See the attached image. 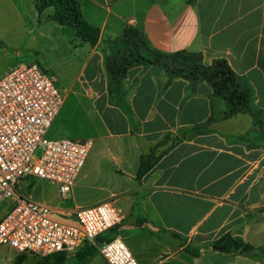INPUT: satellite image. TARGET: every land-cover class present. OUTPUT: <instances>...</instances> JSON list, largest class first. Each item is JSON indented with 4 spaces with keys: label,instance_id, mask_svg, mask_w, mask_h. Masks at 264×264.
<instances>
[{
    "label": "crops",
    "instance_id": "0c3cea01",
    "mask_svg": "<svg viewBox=\"0 0 264 264\" xmlns=\"http://www.w3.org/2000/svg\"><path fill=\"white\" fill-rule=\"evenodd\" d=\"M76 1L100 35L93 45L68 33L66 69L75 79L57 119L61 135L92 139L93 148L66 197L43 179L33 194L35 177L21 180L19 192L70 225H78L79 209L114 200L125 216L101 239L120 236L139 264H204L203 251L215 257L212 245L225 234L253 248L247 264H264V131L254 115L224 118L227 103L209 83L193 86L163 66H133L120 82L107 71L117 42L136 30L164 54L186 50L205 65L226 60L264 115V0ZM164 141L157 155L166 153L137 179L141 157ZM97 257L108 264L99 251L90 260Z\"/></svg>",
    "mask_w": 264,
    "mask_h": 264
},
{
    "label": "built area",
    "instance_id": "2783aa9c",
    "mask_svg": "<svg viewBox=\"0 0 264 264\" xmlns=\"http://www.w3.org/2000/svg\"><path fill=\"white\" fill-rule=\"evenodd\" d=\"M56 83L38 63L15 65L0 79V205L10 202L0 218V247L47 256L75 254L90 243L108 264H139L120 236L97 245L125 216L114 200L79 209L78 225H70L18 190L21 180L35 177L54 182L66 197L93 147L92 139L47 138L65 102Z\"/></svg>",
    "mask_w": 264,
    "mask_h": 264
},
{
    "label": "trees",
    "instance_id": "16d2710c",
    "mask_svg": "<svg viewBox=\"0 0 264 264\" xmlns=\"http://www.w3.org/2000/svg\"><path fill=\"white\" fill-rule=\"evenodd\" d=\"M46 7L54 9L53 18L63 26L72 28V32L81 42L96 44L99 40V28L88 23L82 15L79 3L76 0H40ZM112 57L107 59V71L111 82H120L126 75L128 69L137 65L163 66L172 77L185 78L193 86L199 82H207L213 88V97L222 98L228 110L224 118L236 114L251 112L256 120L255 128L264 131V115L261 110L253 107V93L251 87L240 82L235 72L226 60H217L212 65H205L200 54L191 53L186 50L174 54H164L151 48L136 30H128L124 37L117 42ZM68 110L66 106L65 112ZM64 115V114H63ZM62 115V116H63ZM210 121V120H209ZM208 121V122H209ZM208 125L195 128L197 133H204ZM167 136V140L170 139ZM166 141L153 147L150 154L142 156L137 174V179L145 176L166 153L157 155L158 147ZM113 235L101 239L97 238V245L110 241ZM244 247L248 250L253 248L241 240L235 239L231 234H225L218 239L212 248L222 253H236ZM98 252L97 246L86 243L76 254L77 263L83 264L90 260ZM26 254H19L16 263L22 264ZM37 256V255H36ZM36 264H66L68 261L66 253H55L47 256H39Z\"/></svg>",
    "mask_w": 264,
    "mask_h": 264
},
{
    "label": "rangeland",
    "instance_id": "374dc122",
    "mask_svg": "<svg viewBox=\"0 0 264 264\" xmlns=\"http://www.w3.org/2000/svg\"><path fill=\"white\" fill-rule=\"evenodd\" d=\"M10 4L17 6L23 14L26 28L20 27L13 20L12 12L14 11H11L10 7L12 6ZM53 16L54 9L46 7L40 0H0V79L4 77L10 67L18 64L38 63L48 73L57 77L56 85L61 92L68 91L75 79L74 74L67 73L66 69V57L68 55L66 37L72 28L63 26ZM65 137L61 135L60 122L56 117L47 133V138ZM75 137L77 136L66 138L77 140ZM40 154L41 151H38L36 156H40ZM39 180L35 179V183L32 184L30 190L33 194H37L44 187ZM26 182L32 183L30 178ZM23 186L26 190L25 184ZM20 193L27 194L21 191ZM9 203L7 201L0 205V218L7 212ZM213 252L215 251H210V254ZM203 254H206L203 259L204 264H247L255 251L217 252L215 257H210L204 251ZM18 256V251L9 245L0 247V264H17ZM39 258L33 254H26L22 264H36ZM67 258L66 264H78L77 254H70ZM87 263L106 264L99 257L89 260Z\"/></svg>",
    "mask_w": 264,
    "mask_h": 264
},
{
    "label": "water",
    "instance_id": "95a60500",
    "mask_svg": "<svg viewBox=\"0 0 264 264\" xmlns=\"http://www.w3.org/2000/svg\"><path fill=\"white\" fill-rule=\"evenodd\" d=\"M243 250H247V247H244Z\"/></svg>",
    "mask_w": 264,
    "mask_h": 264
}]
</instances>
